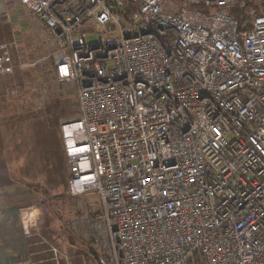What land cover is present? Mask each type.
Returning <instances> with one entry per match:
<instances>
[{
  "label": "built area",
  "instance_id": "obj_1",
  "mask_svg": "<svg viewBox=\"0 0 264 264\" xmlns=\"http://www.w3.org/2000/svg\"><path fill=\"white\" fill-rule=\"evenodd\" d=\"M19 3L77 90L67 194L99 197L78 229L104 227L111 264H264V13L241 31L233 0Z\"/></svg>",
  "mask_w": 264,
  "mask_h": 264
},
{
  "label": "rangeland",
  "instance_id": "obj_2",
  "mask_svg": "<svg viewBox=\"0 0 264 264\" xmlns=\"http://www.w3.org/2000/svg\"><path fill=\"white\" fill-rule=\"evenodd\" d=\"M233 2L229 13L244 27L256 18V9L264 13V0ZM0 7L10 16L0 15V44L10 48L8 57L14 67L12 74L0 77V151L18 179L35 188L41 198L28 206L36 210L29 222L30 230L34 226L32 232H38L34 259L38 264H111L104 227L82 226L90 240H98L92 245L79 235V220L74 219L82 216L85 201L99 204V198L67 197L69 166L62 127L79 117L76 87L57 81L56 42L35 16L19 0H1ZM173 8H180L176 1ZM234 9L240 18L232 14ZM95 34L88 40L96 41L103 30L97 27Z\"/></svg>",
  "mask_w": 264,
  "mask_h": 264
},
{
  "label": "crops",
  "instance_id": "obj_3",
  "mask_svg": "<svg viewBox=\"0 0 264 264\" xmlns=\"http://www.w3.org/2000/svg\"><path fill=\"white\" fill-rule=\"evenodd\" d=\"M6 14L10 17L8 10H2L0 7V15ZM14 170L15 168L4 159V154L0 151V264H38L34 259L33 250V246L37 245L35 238L38 232H32L34 226L30 230V220L34 217L32 213L36 215V210L31 211L32 207L28 206L39 202L41 198L35 192L37 191L35 188L27 187L18 179ZM67 197L74 199L69 195ZM80 199L83 201L85 197ZM90 204L85 201L82 216L74 218L76 215L73 214V218L90 219ZM80 230L78 232H82L79 235L83 239L92 245L98 244V240H90L88 234Z\"/></svg>",
  "mask_w": 264,
  "mask_h": 264
},
{
  "label": "trees",
  "instance_id": "obj_4",
  "mask_svg": "<svg viewBox=\"0 0 264 264\" xmlns=\"http://www.w3.org/2000/svg\"><path fill=\"white\" fill-rule=\"evenodd\" d=\"M229 11V10H228ZM232 14L236 17V18H240L241 17V13L238 11V10H236V9H234V10H232ZM255 14H256V17H258V16H260L261 14H260V12L256 9V12H255ZM233 19H235L234 17H233ZM237 22H238V24H239V27H240V30L241 31H245V30H248V29H250L251 28V26H252V24H253V21L252 22H249L248 23V26H246V27H244L243 26V23H240V19H235ZM79 116H80V113H79ZM79 119V117L76 119V120H78ZM75 120V121H76ZM70 122H73V121H70ZM69 123V122H68ZM66 158V157H65Z\"/></svg>",
  "mask_w": 264,
  "mask_h": 264
}]
</instances>
